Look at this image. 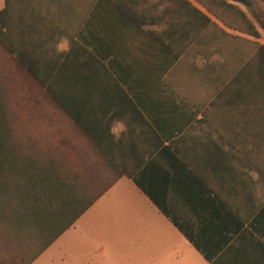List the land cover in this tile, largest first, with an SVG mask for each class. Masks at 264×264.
Masks as SVG:
<instances>
[{
    "label": "crops",
    "instance_id": "obj_1",
    "mask_svg": "<svg viewBox=\"0 0 264 264\" xmlns=\"http://www.w3.org/2000/svg\"><path fill=\"white\" fill-rule=\"evenodd\" d=\"M88 3L26 0V7H13L12 13L26 14L30 42L54 48L52 58L72 50L59 75L58 91L73 96L76 105L69 107L75 115L106 137L109 156L140 158L147 147L143 144L150 131L147 121L157 133L150 132L151 141L175 142L179 153L156 150L143 167V181L164 211L132 178L123 176L78 221L109 195L123 191L124 198L127 192L138 202L139 254L147 257V264H211L205 253L216 257L231 245L235 248L229 264H264V252L249 251L248 246L234 241L242 231L250 230L253 239L264 245V109L209 106L205 93L190 79L192 58L186 55L196 48L194 42L189 38L179 42L176 36L173 48L182 55L173 74L171 106H141L146 102L144 96L162 89L157 84V90L148 91L143 84L148 62L155 77H161L164 62L147 61L148 40L139 27L115 15L113 7L89 8ZM6 4L0 0V11ZM158 6L156 12L166 4ZM142 29L162 31L164 27ZM208 44L209 38L203 37L197 52L203 54ZM182 84H186V95L177 87ZM125 94L137 106H131ZM59 113L73 126L62 109ZM72 227L51 247L59 245L62 251L68 235L81 238L82 232L74 228L72 233ZM84 248L78 245L76 252L82 253Z\"/></svg>",
    "mask_w": 264,
    "mask_h": 264
},
{
    "label": "trees",
    "instance_id": "obj_2",
    "mask_svg": "<svg viewBox=\"0 0 264 264\" xmlns=\"http://www.w3.org/2000/svg\"><path fill=\"white\" fill-rule=\"evenodd\" d=\"M6 1V7L0 11V48L16 63L25 79L18 81L13 77L9 80L0 76V264H32L123 176L132 178L164 211L143 181L146 172L143 167L156 150H173L177 154L179 148L175 142L165 145L160 138L157 144L153 143L150 132L157 133L147 121L150 131L147 141L143 142L147 147L140 158L109 156L106 137L93 132L75 115L69 107L76 105L73 96L58 91L59 75L72 56V50L67 55L57 54L52 58L50 51L54 48L32 44L25 25L26 14L14 16L12 13L13 7H26V0ZM194 1L207 13L191 0H89V8L94 5L113 7L115 15L139 27L148 40L147 61L164 62L161 77L150 73L148 62L147 77L143 84L148 91L157 90V84L162 89L160 93L144 96L146 102L141 103V106H171L173 74L180 66L176 61L182 55L180 49L173 48V36L179 42L189 38L196 48L203 42V37H208L211 44L214 35L207 34L211 28L222 36L232 37L212 20L214 17L230 30L256 40L262 38L253 20L233 2ZM162 4H166V7L156 12L158 5ZM220 10H226L232 21L223 17ZM182 18L186 20L183 23ZM256 20L264 30V17L257 16ZM145 26H163L164 29L144 31L142 28ZM209 44L205 49H208ZM233 63L226 58L220 65L207 66V78L217 89L216 97L209 106H259L260 110L264 109V43L255 42L253 54L249 58L242 57L236 67ZM11 81L23 85L32 83L42 90L45 99L58 112L62 109L71 119L73 133L86 140L88 151L85 154L80 150L76 154L69 153L70 149L74 150L77 146L68 140L66 134L59 136L54 132L53 138L56 140L58 137L57 141H51L52 136L51 140H45L41 134L39 137L19 134L14 127L9 106L8 83ZM125 96L131 106H137L128 95ZM123 146L127 147L128 143ZM130 148H135V144H131ZM179 161L186 165L185 159L179 158ZM235 237L234 241L242 242L249 251L251 248L258 249L261 254L264 252V245L253 239L250 230L242 231L239 237ZM190 240L198 250L203 251L193 238ZM234 248L231 245L216 257H210L207 253L204 256L211 264H229Z\"/></svg>",
    "mask_w": 264,
    "mask_h": 264
},
{
    "label": "rangeland",
    "instance_id": "obj_3",
    "mask_svg": "<svg viewBox=\"0 0 264 264\" xmlns=\"http://www.w3.org/2000/svg\"><path fill=\"white\" fill-rule=\"evenodd\" d=\"M86 0H84L85 2ZM89 2V0H87ZM202 11L207 13L196 1L191 0ZM236 4L241 10L246 12L251 20L259 28L262 38L256 40L245 34L230 30L221 22L214 20L221 28L226 30L232 37L222 36L214 28L209 29L208 35H214V40L209 44L208 49L199 54L196 48L186 56L192 58V68L190 79L197 86L198 90L205 93V102H212L216 97L217 89L211 85L206 75V68L209 65L218 63L229 58L234 62V67L238 66V61L249 58L254 51L255 42L264 43V30L258 24L256 17H264V2L261 0H246L237 2L228 0ZM221 15L229 22L232 19L226 10H220ZM209 15V14H208ZM211 30V31H210ZM219 35L218 38H215ZM233 36H236L233 37ZM185 61V58L182 62ZM0 76L12 80L25 79L23 72L16 63L5 55L0 48ZM12 78V79H11ZM9 106L11 109L13 124L19 134H28L32 137H39L41 134L45 140L50 139L54 132L66 137L77 146L69 153H84L88 151L86 142L82 137L76 136L72 126L67 124L60 113L45 99L43 91L36 85L28 83L20 84L17 81L9 82ZM13 87V88H12ZM183 95L187 93L186 84L177 86ZM180 94V92H178ZM37 106H42L38 108ZM58 130L60 131L58 133ZM65 137V136H64ZM62 138V137H61ZM59 140L57 137L56 140ZM82 150V151H81ZM73 156V155H72ZM111 197L98 205L92 212L75 223L74 228L81 231V238L68 235L66 248L59 250V245L49 247L33 264H147L146 256L139 254V210L137 200L127 192L118 191ZM129 196V197H127ZM70 233V234H72ZM86 242H89L87 246ZM84 246V252H76L77 246Z\"/></svg>",
    "mask_w": 264,
    "mask_h": 264
},
{
    "label": "water",
    "instance_id": "obj_4",
    "mask_svg": "<svg viewBox=\"0 0 264 264\" xmlns=\"http://www.w3.org/2000/svg\"><path fill=\"white\" fill-rule=\"evenodd\" d=\"M234 1H237V2H245V0H234Z\"/></svg>",
    "mask_w": 264,
    "mask_h": 264
}]
</instances>
